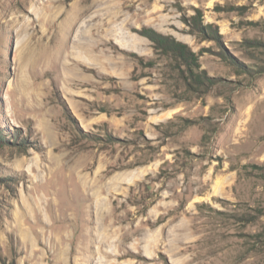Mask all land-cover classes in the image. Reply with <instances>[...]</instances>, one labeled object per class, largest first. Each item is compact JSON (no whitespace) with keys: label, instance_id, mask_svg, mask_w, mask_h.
I'll list each match as a JSON object with an SVG mask.
<instances>
[{"label":"rangeland","instance_id":"374dc122","mask_svg":"<svg viewBox=\"0 0 264 264\" xmlns=\"http://www.w3.org/2000/svg\"><path fill=\"white\" fill-rule=\"evenodd\" d=\"M0 264H264V0H0Z\"/></svg>","mask_w":264,"mask_h":264},{"label":"trees","instance_id":"16d2710c","mask_svg":"<svg viewBox=\"0 0 264 264\" xmlns=\"http://www.w3.org/2000/svg\"><path fill=\"white\" fill-rule=\"evenodd\" d=\"M144 36L148 37L156 45L157 49H165V55L172 56L178 62L181 61L192 77L195 75L200 77V74H197L200 69L199 57L189 47L179 43L161 42L155 35Z\"/></svg>","mask_w":264,"mask_h":264},{"label":"bare ground","instance_id":"6f19581e","mask_svg":"<svg viewBox=\"0 0 264 264\" xmlns=\"http://www.w3.org/2000/svg\"><path fill=\"white\" fill-rule=\"evenodd\" d=\"M74 23H75V21L72 22V25H74ZM116 43H117V42H116ZM120 44H121V43H120ZM120 44H119V45H120ZM123 45H125V44H123ZM123 45H120V46H123ZM18 124H19V123H17V125H18Z\"/></svg>","mask_w":264,"mask_h":264}]
</instances>
